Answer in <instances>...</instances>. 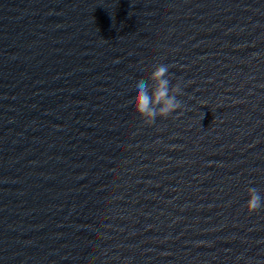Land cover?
<instances>
[{"label": "water", "instance_id": "water-1", "mask_svg": "<svg viewBox=\"0 0 264 264\" xmlns=\"http://www.w3.org/2000/svg\"><path fill=\"white\" fill-rule=\"evenodd\" d=\"M182 109L148 126L137 81ZM264 0H0V264H264Z\"/></svg>", "mask_w": 264, "mask_h": 264}, {"label": "clouds", "instance_id": "clouds-1", "mask_svg": "<svg viewBox=\"0 0 264 264\" xmlns=\"http://www.w3.org/2000/svg\"><path fill=\"white\" fill-rule=\"evenodd\" d=\"M170 67L163 63L156 65L149 77L151 85L144 79L137 81L135 85L130 102L148 126L154 125L158 117L167 119L183 107L177 98L183 91L179 83L171 84ZM247 193L249 199L246 207L249 214L264 209V197L256 187H249Z\"/></svg>", "mask_w": 264, "mask_h": 264}]
</instances>
